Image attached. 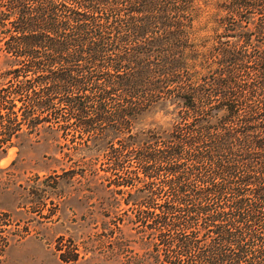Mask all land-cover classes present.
Instances as JSON below:
<instances>
[{
	"label": "trees",
	"instance_id": "trees-1",
	"mask_svg": "<svg viewBox=\"0 0 264 264\" xmlns=\"http://www.w3.org/2000/svg\"><path fill=\"white\" fill-rule=\"evenodd\" d=\"M216 5L194 42L195 0H0V141L70 127L131 158L156 264H264V0Z\"/></svg>",
	"mask_w": 264,
	"mask_h": 264
},
{
	"label": "rangeland",
	"instance_id": "rangeland-1",
	"mask_svg": "<svg viewBox=\"0 0 264 264\" xmlns=\"http://www.w3.org/2000/svg\"><path fill=\"white\" fill-rule=\"evenodd\" d=\"M217 1L195 0L192 41L212 32ZM6 67L0 58V71ZM11 85L0 77V87ZM149 115L170 118L161 110ZM14 132L0 141V264H156L147 240L159 248L157 231L129 221L136 209L127 203L128 187L116 184L131 158L83 156L80 138L67 139L70 127L22 124Z\"/></svg>",
	"mask_w": 264,
	"mask_h": 264
}]
</instances>
